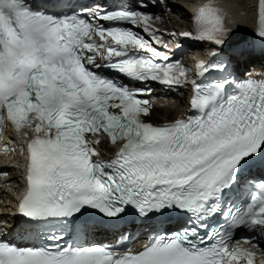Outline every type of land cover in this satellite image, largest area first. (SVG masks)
<instances>
[{
    "label": "snow or ice",
    "instance_id": "1",
    "mask_svg": "<svg viewBox=\"0 0 264 264\" xmlns=\"http://www.w3.org/2000/svg\"><path fill=\"white\" fill-rule=\"evenodd\" d=\"M66 7L61 0H0V128L7 120L25 136V125L36 133L26 142L19 235L45 241L22 246L0 233V264H264V253L253 251L257 237L264 238V181L256 187L245 178L256 154H264V80L237 82L227 71L245 49L197 63L196 75L213 80L193 81L194 114L154 125L143 119L150 104L140 98L151 89L129 87L101 71L169 88L189 81L193 73L181 61L120 26H139L159 43L151 15ZM258 15L264 40V0ZM229 31L220 11L205 6L194 32L181 35L223 48ZM98 56L107 63H98ZM101 132L114 144L122 141L108 160L93 159L99 153L86 140ZM247 188L252 191L241 200ZM175 214L188 215L191 223L135 251L65 240L129 216L151 221ZM217 217L226 228L208 231ZM238 229L252 234L243 239L248 247L233 243Z\"/></svg>",
    "mask_w": 264,
    "mask_h": 264
},
{
    "label": "bare ground",
    "instance_id": "2",
    "mask_svg": "<svg viewBox=\"0 0 264 264\" xmlns=\"http://www.w3.org/2000/svg\"><path fill=\"white\" fill-rule=\"evenodd\" d=\"M229 4H231L236 12L244 10L246 13L253 14V11H256L257 8V0H227ZM253 6V10H252ZM182 7V6H181ZM183 8V7H182ZM174 24L181 23L175 17L172 19ZM184 24V22L182 21ZM244 33L245 35L250 34L248 28L243 25H239L235 39L230 42V46L232 44L239 43L243 38H237L239 35ZM192 48V47H191ZM195 50L193 53L199 54L203 56L205 59L207 58V54L211 51V48L207 47L206 45H200L198 47H194ZM185 61L189 62L194 59L192 55H184ZM264 59V58H263ZM241 61V60H240ZM258 63V59L253 60V62ZM188 100H184V97H177L175 99H167L162 94L157 92L156 100H155V108L151 115V117H147V120H154V121H168L176 119L181 112L188 111ZM15 158H17L15 156ZM6 169L10 172V175L6 178V181L16 183L18 180L17 176V169L10 168V165H6Z\"/></svg>",
    "mask_w": 264,
    "mask_h": 264
},
{
    "label": "rangeland",
    "instance_id": "3",
    "mask_svg": "<svg viewBox=\"0 0 264 264\" xmlns=\"http://www.w3.org/2000/svg\"><path fill=\"white\" fill-rule=\"evenodd\" d=\"M195 48H193V50H194ZM184 100L186 101V98H184Z\"/></svg>",
    "mask_w": 264,
    "mask_h": 264
}]
</instances>
